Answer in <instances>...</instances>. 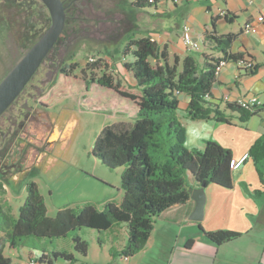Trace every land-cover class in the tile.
<instances>
[{
    "label": "rangeland",
    "instance_id": "obj_1",
    "mask_svg": "<svg viewBox=\"0 0 264 264\" xmlns=\"http://www.w3.org/2000/svg\"><path fill=\"white\" fill-rule=\"evenodd\" d=\"M132 1L77 0L79 6H72L66 12L65 28L56 48L0 117V150L5 145L9 148V153L0 160L4 168L1 180L5 182V194H0V201L9 207L14 217H17L25 200V183L28 181L37 185L46 215L50 218L66 207L78 208L91 203L101 209L106 202L121 197L122 168L105 167L92 156L91 150L100 130L121 121L125 116L121 115V109V112L115 110L117 106L111 91L97 85H92L86 91L84 80L91 77L87 68L91 59L99 62L98 69L93 71L96 76H101L100 70L108 61L109 72L116 83L122 85L124 78L125 81L130 80L123 64L131 57L123 58L122 52L130 37L148 35L153 20L147 15L138 14L131 5ZM161 19L165 29L181 23L177 16ZM49 25V13L39 0H0V81ZM175 30L181 38V29ZM170 35L177 40L175 34ZM72 64H76L74 70L69 68ZM61 69L69 71L70 77H64ZM58 94L59 97L56 96ZM47 97L49 99L44 101ZM43 102L50 104L49 108H40L39 104ZM225 114L229 124L214 120L193 123L179 107L177 116L186 132L184 147L196 149L192 147L196 145L197 137L214 140L233 152L241 147H250L254 142L250 145L247 140L251 136L247 123L228 117L230 112ZM13 133L16 139L10 138ZM197 143L199 149H203L204 145ZM15 166L18 171L10 174ZM210 195L209 204H216L224 198L220 194ZM238 203L237 218L249 220V208L240 209ZM207 221L211 229L219 226L215 219L208 218ZM171 229L166 232L156 225L150 244L145 251L133 256L132 263L165 264L171 249L182 251L185 245L179 242L176 247L174 244L178 229L176 226ZM89 232L93 230L75 229L60 238L39 240L31 236L23 242L35 249L68 250L73 246L74 235H79L90 244ZM4 243L0 236V249ZM204 246L196 245L193 252L183 254V257H191ZM104 257V254L99 257L103 264Z\"/></svg>",
    "mask_w": 264,
    "mask_h": 264
},
{
    "label": "trees",
    "instance_id": "obj_2",
    "mask_svg": "<svg viewBox=\"0 0 264 264\" xmlns=\"http://www.w3.org/2000/svg\"><path fill=\"white\" fill-rule=\"evenodd\" d=\"M158 1L136 0L134 7L154 8ZM225 18L231 21L234 16L230 15L228 18V14H225ZM42 34L43 32L38 37ZM235 39L234 34H218L212 24V29L202 35V47L208 54H202L201 62L193 55H187L180 62L175 60L170 64L165 48L158 49L150 36L130 37L122 52L123 58L131 57V60L123 65L131 75V84L126 87L116 83L109 72L108 61H105L102 71L100 70L101 76L93 73L98 69L99 62L88 63L91 77L84 80L85 90L97 85L111 91L115 101L120 105L128 104L129 113L132 114L131 122H117L103 127L91 150L92 156L105 167L122 168V198L119 202H106L101 209L91 203L78 208L66 207L50 218L46 215L37 185L28 181L25 183V200L17 217L0 201V234L8 248L25 246L23 241L31 236L39 240L60 238L71 230L82 228L102 235L112 226L122 225L126 228L127 240L120 250L110 249V254L127 260L144 249L155 220L164 211L175 205H183L190 199L193 187L189 184V179L195 185L205 181L206 186L212 184L225 190L231 189V151L211 139L204 141L201 150L186 149V132L178 119L177 111L179 96L185 95L189 98L186 115L190 120L230 123L223 111L208 99L219 62L224 60L237 63L243 60L241 56L230 53ZM59 41L60 37L54 47ZM52 52L51 50L48 56ZM75 67L76 64L69 66L70 70ZM258 69L259 65H254L251 69L242 71L254 74ZM60 73L64 77H70L69 71L61 69ZM82 73L84 74L83 70ZM48 99L49 97L44 101ZM43 103L39 104L40 108H49L50 104ZM226 110L231 114L236 113L240 122H247L264 111V103L243 108L234 101L226 103ZM10 138H15L14 133ZM2 149L0 160L9 153L8 146L5 145ZM246 159L253 161L259 179L264 184V135L249 147ZM17 171L18 167L15 166L10 174ZM3 172L4 168H1L0 194H5V182L1 180ZM249 195L257 198L260 193L253 192ZM200 230L206 239L215 245L233 241L242 235L230 230ZM72 242L75 255L54 251L52 257L63 259L70 264L80 261L79 258L86 256L88 245L79 235H74ZM190 245L191 241L185 244L186 248ZM31 260H34L35 264H53L50 260L43 261L44 254L36 259H29ZM0 264H11L10 259L3 255L2 249Z\"/></svg>",
    "mask_w": 264,
    "mask_h": 264
},
{
    "label": "crops",
    "instance_id": "obj_3",
    "mask_svg": "<svg viewBox=\"0 0 264 264\" xmlns=\"http://www.w3.org/2000/svg\"><path fill=\"white\" fill-rule=\"evenodd\" d=\"M135 1H132L131 5L138 14L153 18L151 29L147 32L148 35L140 37H153L158 49L165 48L170 64L175 60L180 62L187 55H193L198 62H201L202 54H208L202 47V35L205 31L212 29V24L218 34H234L236 39L230 47V53L241 56L243 60L251 61L253 65H259V69L254 74H248L240 70L236 62H227L212 84L208 101L217 105L224 114L229 112L226 110V103L234 102L239 98L255 96L261 104L264 103V0H176V2L159 0L156 6L150 9L135 8ZM225 14H228V18L230 15L234 18L227 21ZM166 16H177L181 23L165 29L166 26H162L161 18ZM260 17H262L261 22L258 21ZM248 23L254 27L255 32L245 31V25ZM184 25L190 28L191 38L201 45L199 51H192L182 43L180 34L175 29H181ZM167 33L169 35H165ZM171 33L175 34L177 40L172 39ZM124 70L125 74L130 76L129 81L123 79L122 86L126 87L131 84V75L125 68ZM188 101L187 96H179V107L183 115H186ZM115 104L117 106L115 110L120 112L122 110L121 115L125 116L119 122H131L132 114L129 113L128 104L122 103L120 106L117 101ZM228 115V117L237 118L234 113ZM225 116L227 117L226 114ZM196 121L199 120H194L193 123ZM246 123L247 131L251 132V136L247 139L251 145L264 135V111L251 117ZM205 139L197 137L196 140L204 145ZM197 142L192 148H200ZM247 148L249 149L246 146L241 147L235 152L230 150L233 160L238 161L247 155ZM232 179L233 185L229 190L212 184L206 186L202 220L189 219L195 208V202L191 198L183 205L170 207L155 220L153 231L156 225H160L166 232L172 231L171 228L176 226L178 229L174 243L176 247L179 242L185 245L191 241L190 247H185L182 251H178V248L171 249L165 264H264V184L261 183L255 165L250 159H246L238 169L233 170ZM189 184L193 189L199 187L190 179ZM247 191L249 193L259 192L260 195L254 198ZM210 193L220 194L219 196L224 198L216 204H209ZM121 198L122 194L116 202H119ZM237 202H239L240 209L249 208L247 211L249 220L237 218ZM208 218L215 219L219 226L211 229L208 225ZM221 222H223L222 225ZM200 228L204 231L230 230L240 232L242 235L233 241L215 245L206 239ZM153 231L142 251H145L146 246L150 244ZM89 234L91 240L90 244L86 242L87 254L79 258L80 261L75 264H103L99 260L101 254L105 256L104 264H124V261L125 264H139L132 263L133 257L124 260L121 256L110 254V249L120 250L124 246L128 237L124 226H112L102 235L94 231ZM196 245L205 246L193 253L191 257H183V254L188 255L193 252ZM2 247L3 255L10 259L11 264H28L29 259L39 258L41 254H44V262L50 260L53 264H70L63 259L53 258L52 252H66L75 255L73 246H70L68 250L40 248V251L38 249L35 251V247L28 244L17 249H9L5 242Z\"/></svg>",
    "mask_w": 264,
    "mask_h": 264
},
{
    "label": "water",
    "instance_id": "obj_4",
    "mask_svg": "<svg viewBox=\"0 0 264 264\" xmlns=\"http://www.w3.org/2000/svg\"><path fill=\"white\" fill-rule=\"evenodd\" d=\"M47 9L50 25L39 39L25 52L20 60L7 72L0 81V117L14 103L31 81L44 59L53 50L61 36L66 22V11L62 0H39ZM206 182L203 181L191 192L190 198L195 208L189 219L200 221L203 218L205 205Z\"/></svg>",
    "mask_w": 264,
    "mask_h": 264
},
{
    "label": "built area",
    "instance_id": "obj_5",
    "mask_svg": "<svg viewBox=\"0 0 264 264\" xmlns=\"http://www.w3.org/2000/svg\"><path fill=\"white\" fill-rule=\"evenodd\" d=\"M174 2H176V0H174ZM258 21L261 22L262 21V17L258 18ZM189 31H190V28L188 26L184 25V26L181 27V33H182L181 34V40H182V43L187 48H189L190 50L197 52V51L200 50L201 45L191 38V36L189 34ZM245 31L246 32H255V29L250 23H248V24L245 25ZM151 41H155L153 37H151ZM92 60L93 59H91L89 63H92L93 62ZM226 63L227 62H225L224 60H221L219 62V65H218V67L216 69V72H215L216 76L219 74L221 69L226 65ZM236 64H237L238 68L241 69V70L242 69L243 70L251 69L254 66L253 63L251 61H249V60H240ZM206 97H208V95ZM235 102L239 106H241L243 108H250V107H253V106L261 105L260 101L255 96H250L248 98H239ZM246 156L247 155L243 156L238 161L233 160L231 162V169L232 170L238 169L242 165V163L245 160ZM28 264H35L34 260L29 261Z\"/></svg>",
    "mask_w": 264,
    "mask_h": 264
},
{
    "label": "flooded vegetation",
    "instance_id": "obj_6",
    "mask_svg": "<svg viewBox=\"0 0 264 264\" xmlns=\"http://www.w3.org/2000/svg\"><path fill=\"white\" fill-rule=\"evenodd\" d=\"M62 1H63L64 6H65V11H66V12H68L69 9H70L72 6H76V7L79 6L77 0H62ZM64 28H65V27H64ZM63 31H64V30H63ZM62 34H63V32H62ZM62 34H61V36H62ZM61 36H60V37H61ZM55 48H56V47H54L52 51H54ZM9 108H10V107H9ZM9 108H8V109H9ZM6 112H7V111H6ZM1 168H3V167H2L1 164H0V169H1Z\"/></svg>",
    "mask_w": 264,
    "mask_h": 264
}]
</instances>
